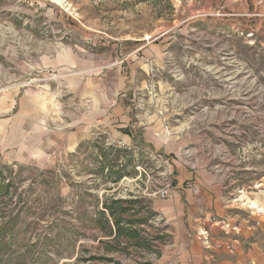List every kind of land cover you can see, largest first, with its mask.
<instances>
[{"label": "rangeland", "instance_id": "rangeland-1", "mask_svg": "<svg viewBox=\"0 0 264 264\" xmlns=\"http://www.w3.org/2000/svg\"><path fill=\"white\" fill-rule=\"evenodd\" d=\"M105 102L108 137L126 129L142 144L138 171L151 175V196L168 182L173 191L179 165L232 181L264 174V0H0V264L154 258L103 256L127 247L97 241L112 226L84 175L100 165L60 161L56 128L40 138L23 128L28 115L50 125L70 116L99 133ZM36 139L43 152L32 157L25 146ZM74 168L83 176L76 187ZM106 196L119 211L144 195L137 184ZM152 217L138 234L160 238L162 221Z\"/></svg>", "mask_w": 264, "mask_h": 264}, {"label": "crops", "instance_id": "crops-1", "mask_svg": "<svg viewBox=\"0 0 264 264\" xmlns=\"http://www.w3.org/2000/svg\"><path fill=\"white\" fill-rule=\"evenodd\" d=\"M36 106L39 108L38 103ZM98 118L99 133L94 132L92 121H74L70 116L55 118L56 123L51 126L44 115H28L23 128L28 129V136L35 138L42 136L43 129L56 128L60 140L56 142L55 153L60 161L69 158L76 162L78 157H85L89 166L100 165L95 170H86L84 175L86 191L100 194L97 206L112 226L107 236H100L97 241L116 238L120 245L127 247L118 251L103 248V256L117 255L123 250L129 256H138L140 262L142 254L145 253V257L155 251L149 264H264L263 173L248 179L245 172L236 177L239 178L237 184L236 178L232 181L226 173L200 165H179L173 174L174 188L170 197L160 199L149 195L151 175L138 171L137 151L142 144L126 129L115 130L113 137H108L107 102L101 107ZM36 140V143L26 142L25 146L32 157L43 152L40 148L43 142ZM83 146H89V151L83 153ZM163 149H168L166 144ZM124 150L132 152L131 160H126ZM72 175L73 187L82 184L83 176L77 175L76 168ZM137 184L142 187L144 196L128 197L126 199L133 200H124L121 210H116L115 204L111 205L112 198L106 195L113 191L132 192ZM153 215H158L162 221L163 235L156 238L150 233L138 234V226L149 222ZM90 218L97 223L96 214ZM156 241H159L158 248Z\"/></svg>", "mask_w": 264, "mask_h": 264}, {"label": "built area", "instance_id": "built-area-1", "mask_svg": "<svg viewBox=\"0 0 264 264\" xmlns=\"http://www.w3.org/2000/svg\"><path fill=\"white\" fill-rule=\"evenodd\" d=\"M170 193H172V189H171V185L169 184V182L164 186L161 187L156 193L155 195L157 197H159L160 199H166L170 196ZM155 196V197H156Z\"/></svg>", "mask_w": 264, "mask_h": 264}]
</instances>
